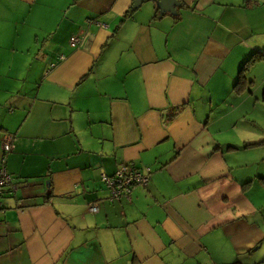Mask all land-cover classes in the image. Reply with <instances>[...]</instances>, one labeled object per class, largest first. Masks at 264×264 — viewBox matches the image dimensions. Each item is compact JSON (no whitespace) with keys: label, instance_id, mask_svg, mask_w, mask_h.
<instances>
[{"label":"crops","instance_id":"obj_1","mask_svg":"<svg viewBox=\"0 0 264 264\" xmlns=\"http://www.w3.org/2000/svg\"><path fill=\"white\" fill-rule=\"evenodd\" d=\"M132 1L0 0V264H264V0Z\"/></svg>","mask_w":264,"mask_h":264},{"label":"built area","instance_id":"obj_2","mask_svg":"<svg viewBox=\"0 0 264 264\" xmlns=\"http://www.w3.org/2000/svg\"><path fill=\"white\" fill-rule=\"evenodd\" d=\"M89 21V20H88ZM79 35L69 37V45L76 47L80 43ZM63 59V56H60ZM11 135H6L2 143L3 155L0 159V197L5 189L11 185V176L7 172L5 165V156L11 151ZM150 167L139 168L130 163H122L117 167L112 175L101 174V180L108 190V200H119L121 198L130 199L131 190L136 185H145L149 181ZM91 211H96V205H90ZM1 224V223H0Z\"/></svg>","mask_w":264,"mask_h":264},{"label":"water","instance_id":"obj_3","mask_svg":"<svg viewBox=\"0 0 264 264\" xmlns=\"http://www.w3.org/2000/svg\"><path fill=\"white\" fill-rule=\"evenodd\" d=\"M147 0H133L132 9L139 7ZM158 7V16H162L164 13L176 14V6L179 4L178 0H153Z\"/></svg>","mask_w":264,"mask_h":264},{"label":"rangeland","instance_id":"obj_4","mask_svg":"<svg viewBox=\"0 0 264 264\" xmlns=\"http://www.w3.org/2000/svg\"><path fill=\"white\" fill-rule=\"evenodd\" d=\"M145 3H151V1L149 2H145ZM262 76H264V72L262 73H259L258 75V81L261 82L262 79H260ZM264 78V77H262ZM262 93H264V89H261L258 91V97L260 99V103L262 102V99H264V95H262ZM261 105V104H260ZM258 120H257V128H258V131L261 133L262 131H264V106H259L258 108ZM246 121L244 120V122H241L240 125L244 126L246 125ZM258 155L260 156H264V146H260L259 147V150H258Z\"/></svg>","mask_w":264,"mask_h":264},{"label":"trees","instance_id":"obj_5","mask_svg":"<svg viewBox=\"0 0 264 264\" xmlns=\"http://www.w3.org/2000/svg\"><path fill=\"white\" fill-rule=\"evenodd\" d=\"M156 12H158V7L156 6ZM261 57H257L256 59H259ZM253 60V57L249 58L247 61H246V64H244V66H242V68L240 69V76L242 74V72L244 71L245 67L247 66V64H249L251 61Z\"/></svg>","mask_w":264,"mask_h":264}]
</instances>
